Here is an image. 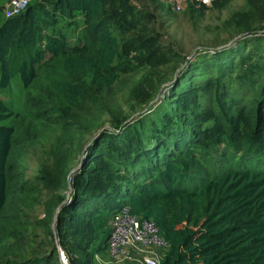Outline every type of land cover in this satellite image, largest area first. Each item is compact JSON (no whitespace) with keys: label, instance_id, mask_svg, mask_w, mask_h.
Segmentation results:
<instances>
[{"label":"trees","instance_id":"trees-1","mask_svg":"<svg viewBox=\"0 0 264 264\" xmlns=\"http://www.w3.org/2000/svg\"><path fill=\"white\" fill-rule=\"evenodd\" d=\"M154 1L30 0L10 17L0 5V264H62L57 243L67 264H96L122 206L158 226L157 264H264V0L222 22L251 38L187 60L162 41ZM14 77L25 96L12 108ZM37 136L48 147L28 177Z\"/></svg>","mask_w":264,"mask_h":264},{"label":"rangeland","instance_id":"rangeland-1","mask_svg":"<svg viewBox=\"0 0 264 264\" xmlns=\"http://www.w3.org/2000/svg\"><path fill=\"white\" fill-rule=\"evenodd\" d=\"M8 2L9 0H0V5L3 4L4 10ZM243 5L244 0H232L228 7L223 9L222 11L218 12L214 10H207L202 16L195 17V19L190 18L183 12H175L176 14L174 15H167L166 8L168 7V3L165 0H155L154 3L147 6L150 11L153 10L162 24L159 29L163 34L162 41L164 42V44L172 48V50L182 53V55L185 56V59L187 60L198 53L212 52L213 49L221 48L222 46L234 45L236 42L235 39L238 38L241 34H244L241 39L251 38V34L247 33L248 31L244 30L242 31L244 33L234 34L235 31H233V29H226L222 24V22L226 18H228V15L232 11L242 8ZM171 65L172 63H169L162 66V68H169L171 67ZM172 71L173 70H171V73ZM178 72L179 69L177 68L172 73L173 78L176 77ZM170 82L171 80L169 79L166 82L162 83L149 104L142 110H140L142 107H138L135 113L129 114L130 117L127 121L134 120L141 113L149 112L150 109L163 98V94L168 90V85ZM20 83L21 82L19 78L14 77L12 79L10 88L5 91L4 98L5 100L9 101V104L12 108H15L20 100H22V97L25 96V89L21 87ZM40 108H43V104L40 105ZM12 110L15 111V109ZM20 119L21 116L12 117L9 119V123L16 129H19L20 126L23 125V122L20 121ZM35 127L36 129L39 128L38 121L36 122ZM34 143L35 144H33L31 148H29V151L27 152L28 154L25 157V171L28 177H33L36 175L38 164L40 163L41 159L45 157V151L48 147V142L44 143V141H42V138L40 139L39 136H37ZM81 157L82 153H78L76 158H74V167H77L79 165L78 162ZM73 170H75V168ZM27 211L30 214V217L26 219L28 223H30L34 219L38 220L42 217V210L40 205L28 207ZM54 225L55 224L53 223L52 227H54ZM38 234L40 239L44 238V233L42 230L38 229ZM56 247L58 250V258L61 263L64 264L60 258L59 250L62 251L63 258L66 261L64 252L58 243L56 244ZM160 248L161 247L157 245H147L143 248H137L136 260L132 262H128L124 258L114 260L109 256H106L105 258L96 256V264H141V262L143 264L144 256L157 255Z\"/></svg>","mask_w":264,"mask_h":264},{"label":"built area","instance_id":"built-area-1","mask_svg":"<svg viewBox=\"0 0 264 264\" xmlns=\"http://www.w3.org/2000/svg\"><path fill=\"white\" fill-rule=\"evenodd\" d=\"M30 0H9L4 10L5 16L10 17L19 14L25 9ZM175 11H182L187 0H165ZM202 4H210L211 0H193ZM253 35L264 36V22L259 33ZM243 37V36H242ZM238 38H236L237 40ZM110 235L107 241L108 256L114 260L124 258L132 259L136 256V249L147 245L166 247V242L159 233L158 226L150 219L140 218L130 212L128 206H122L110 219ZM132 249V250H129ZM135 250V251H133ZM60 258L64 264L62 251L59 250ZM141 262V261H140ZM158 256L149 255L143 257V264H157ZM142 263V262H141Z\"/></svg>","mask_w":264,"mask_h":264},{"label":"water","instance_id":"water-1","mask_svg":"<svg viewBox=\"0 0 264 264\" xmlns=\"http://www.w3.org/2000/svg\"><path fill=\"white\" fill-rule=\"evenodd\" d=\"M235 41H236V39H235ZM57 211H58V209L56 210V213H57ZM56 213H55V215H56Z\"/></svg>","mask_w":264,"mask_h":264}]
</instances>
